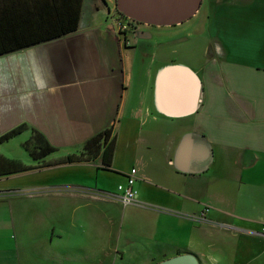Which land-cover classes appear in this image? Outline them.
<instances>
[{
  "label": "crops",
  "instance_id": "obj_1",
  "mask_svg": "<svg viewBox=\"0 0 264 264\" xmlns=\"http://www.w3.org/2000/svg\"><path fill=\"white\" fill-rule=\"evenodd\" d=\"M105 1L136 24L119 41L116 67L97 31L81 25L84 0L74 32L0 55V136L27 126L0 142V155L31 168L0 176V264H159L181 255L264 264V0H198L192 15L165 25L130 18L134 0ZM197 19L207 34L199 72L169 58L170 31ZM164 45L163 64L146 66ZM138 48L145 59L135 66ZM111 76L114 91L92 106L84 92ZM109 127L111 167L101 156L59 162ZM31 129L56 150L31 157ZM16 139L24 141L12 150ZM132 169L138 202L124 206L113 196Z\"/></svg>",
  "mask_w": 264,
  "mask_h": 264
},
{
  "label": "trees",
  "instance_id": "obj_2",
  "mask_svg": "<svg viewBox=\"0 0 264 264\" xmlns=\"http://www.w3.org/2000/svg\"><path fill=\"white\" fill-rule=\"evenodd\" d=\"M104 5L105 0H99ZM83 0H0V55L46 42L74 32L78 28ZM27 126L21 124L0 136V142L22 133ZM33 136L39 141L33 148H25L35 160L56 149L49 145L35 129ZM111 127L88 139L82 151L62 157L61 164L83 163L101 156V166L111 167L115 149ZM30 140V139H29ZM20 161L0 155V176L30 170Z\"/></svg>",
  "mask_w": 264,
  "mask_h": 264
},
{
  "label": "rangeland",
  "instance_id": "obj_3",
  "mask_svg": "<svg viewBox=\"0 0 264 264\" xmlns=\"http://www.w3.org/2000/svg\"><path fill=\"white\" fill-rule=\"evenodd\" d=\"M107 4V2H106ZM103 5H101V2L99 0H84V10L82 12V27L85 26V23L88 21L90 28L92 30L97 31V35H99L100 40L103 42V45L107 49V60H105L106 63L112 64V66L116 67L118 62L123 59V57H120V53L117 47L123 43V37L124 35H120L117 32L118 24L117 21L120 19L117 14L113 15V11L111 10L110 13H108L107 8L103 9ZM109 9V7H108ZM84 18V19H83ZM85 22V23H84ZM131 29L125 32L130 33L133 31V27H130ZM206 28L205 25H203L202 19L200 20H191L190 22L184 24L181 27H178L174 31H170V34L175 36V39L177 40V45L172 47L170 50L169 58L171 60H174L175 63H182L186 64L189 67H191L196 72H199L201 70L203 62H205L206 58V52L205 47L207 46V34H206ZM167 33V30H165ZM160 33V31L158 32ZM160 38L163 39V33L160 34ZM137 38L140 42H143L145 44V38L144 36L137 35ZM133 39V38H132ZM131 39V43H133V40ZM121 41V43L119 42ZM180 41V42H179ZM118 45V46H117ZM156 57L155 60L153 58V61L150 62L149 59L146 61V66H150L156 68L157 66H161L164 61V54L167 50L166 46H159L156 48ZM123 53V51H122ZM130 54V53H129ZM131 57L135 62V66L142 62L145 58L142 52L138 49L136 51H131ZM167 58V57H166ZM125 60V59H124ZM123 60V61H124ZM161 62V64L159 63ZM121 65V64H120ZM87 71V70H86ZM89 73H96V68L92 70H88ZM99 73V71L97 72ZM106 73V71H105ZM136 73L132 77V80H136ZM112 78L113 81H110L108 84L104 85L103 87H99L97 85H91L87 88V90L84 92L85 95L88 96L89 101L92 103V106L96 105L98 103V96L104 95L108 91L112 90L114 91L115 88V78ZM72 102V101H70ZM24 140L22 139H16L14 140L11 146L12 150H19L18 143L22 142ZM39 141L33 136L31 133V138L28 141L27 147L33 148L34 144H38ZM17 150V151H18ZM22 152V151H21Z\"/></svg>",
  "mask_w": 264,
  "mask_h": 264
},
{
  "label": "water",
  "instance_id": "obj_4",
  "mask_svg": "<svg viewBox=\"0 0 264 264\" xmlns=\"http://www.w3.org/2000/svg\"><path fill=\"white\" fill-rule=\"evenodd\" d=\"M128 4L125 12L130 18L145 23L165 25L177 24L192 15L198 6V0H134ZM159 264L199 263L193 256L181 255Z\"/></svg>",
  "mask_w": 264,
  "mask_h": 264
},
{
  "label": "built area",
  "instance_id": "obj_5",
  "mask_svg": "<svg viewBox=\"0 0 264 264\" xmlns=\"http://www.w3.org/2000/svg\"><path fill=\"white\" fill-rule=\"evenodd\" d=\"M117 24H118L117 32L120 35H125L126 34L125 32L128 29H130L129 20L119 19L117 21ZM135 171L136 169H132L129 171V173L126 175V183L117 186L116 192L113 196L120 204L124 206H128L138 202L136 191L133 189L134 183L136 181ZM263 233H264V229H263Z\"/></svg>",
  "mask_w": 264,
  "mask_h": 264
},
{
  "label": "flooded vegetation",
  "instance_id": "obj_6",
  "mask_svg": "<svg viewBox=\"0 0 264 264\" xmlns=\"http://www.w3.org/2000/svg\"><path fill=\"white\" fill-rule=\"evenodd\" d=\"M119 18H120V17H119ZM120 20H123V19L120 18ZM129 26L135 28V27H136V24H134V23H132V22H129ZM130 29H131V28H130ZM128 32H129V30H128Z\"/></svg>",
  "mask_w": 264,
  "mask_h": 264
}]
</instances>
